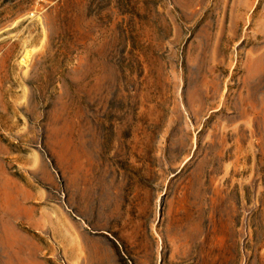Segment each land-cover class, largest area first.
Listing matches in <instances>:
<instances>
[{
  "label": "rangeland",
  "instance_id": "1",
  "mask_svg": "<svg viewBox=\"0 0 264 264\" xmlns=\"http://www.w3.org/2000/svg\"><path fill=\"white\" fill-rule=\"evenodd\" d=\"M0 264H264V0H0Z\"/></svg>",
  "mask_w": 264,
  "mask_h": 264
}]
</instances>
